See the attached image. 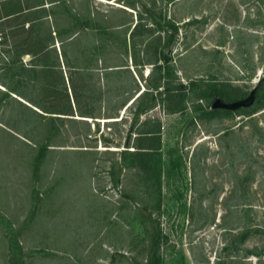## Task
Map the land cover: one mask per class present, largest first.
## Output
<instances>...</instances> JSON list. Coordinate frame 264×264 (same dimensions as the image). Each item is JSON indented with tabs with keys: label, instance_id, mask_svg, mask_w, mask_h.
<instances>
[{
	"label": "rangeland",
	"instance_id": "374dc122",
	"mask_svg": "<svg viewBox=\"0 0 264 264\" xmlns=\"http://www.w3.org/2000/svg\"><path fill=\"white\" fill-rule=\"evenodd\" d=\"M0 67V264H264V0H0Z\"/></svg>",
	"mask_w": 264,
	"mask_h": 264
},
{
	"label": "crops",
	"instance_id": "0c3cea01",
	"mask_svg": "<svg viewBox=\"0 0 264 264\" xmlns=\"http://www.w3.org/2000/svg\"><path fill=\"white\" fill-rule=\"evenodd\" d=\"M64 65H66V64L64 63ZM90 65H93L94 68L92 69V66H87V67L80 66L79 64H73L70 66V68H73L71 70H76L77 72H81V74H84V73H82L83 71L91 72L95 69L94 71L98 72L97 73L98 78H96V82H97L96 85H94L93 89H91V90H93L92 93L93 92L112 93L111 89L109 88V85L108 86L106 85V84H108V78L110 76H119L122 72H125V71L130 74L129 69H130V66L134 65V62H133V60L130 59V61L128 60L127 62L125 61V62H117V63L111 62L110 63V62H107L106 59H103L100 57V58L96 59L95 62H91ZM29 66H30L29 68H33V69H31L33 71L36 70L35 68L39 67V66L34 65V64L29 65ZM88 67H91V68H88ZM2 70H3V68L0 67V85L5 86V83L2 80ZM123 70H125V71H123ZM66 76H67V83L69 84L71 81L68 79V75H66ZM130 76L132 77L134 75L130 74ZM111 88H112V86H111ZM1 89H3V88H1ZM15 91H16L15 89H12L11 93H21L20 91H17V92H15ZM143 92H141V90H138L135 93H139L137 96V97H139L141 95V93H143ZM137 97H135L131 103H133ZM128 101H130V100H128ZM127 103L128 102H125L124 104H122V106H121L122 108L120 111L125 109V107L127 106Z\"/></svg>",
	"mask_w": 264,
	"mask_h": 264
},
{
	"label": "water",
	"instance_id": "95a60500",
	"mask_svg": "<svg viewBox=\"0 0 264 264\" xmlns=\"http://www.w3.org/2000/svg\"><path fill=\"white\" fill-rule=\"evenodd\" d=\"M255 92L256 88L251 92V94L245 98V99H240L236 101H224L220 97H217L216 99L213 100L211 103V108L212 109H237L243 106H249L253 103L255 99Z\"/></svg>",
	"mask_w": 264,
	"mask_h": 264
},
{
	"label": "trees",
	"instance_id": "16d2710c",
	"mask_svg": "<svg viewBox=\"0 0 264 264\" xmlns=\"http://www.w3.org/2000/svg\"><path fill=\"white\" fill-rule=\"evenodd\" d=\"M144 91V89L141 91V92H143ZM210 95H209V98L211 99V98H213V97H215L214 99H216L217 97H224V94H223V92L220 90V89H218V88H211V89H209L208 91H207ZM201 97L203 98V97H205V94H203V95H201ZM213 99V100H214ZM255 101V100H254ZM254 101H253V103H254ZM252 103V104H253ZM243 107H246V106H243ZM127 108V107H126ZM241 108V107H240ZM217 110H220V109H213V110H211V111H217ZM227 110V109H226Z\"/></svg>",
	"mask_w": 264,
	"mask_h": 264
},
{
	"label": "bare ground",
	"instance_id": "6f19581e",
	"mask_svg": "<svg viewBox=\"0 0 264 264\" xmlns=\"http://www.w3.org/2000/svg\"><path fill=\"white\" fill-rule=\"evenodd\" d=\"M104 1V0H103ZM107 1V0H106ZM29 58V57H28ZM1 88H4V86L0 85ZM23 100V99H22ZM125 113V110H122ZM76 116V115H75ZM124 116V115H123ZM78 118H83V119H87V120H92L91 117H86V116H80L77 115ZM120 117V116H119ZM118 117V118H119ZM98 120V119H97ZM100 121H112V120H116L115 118H104V119H99ZM93 121V120H92Z\"/></svg>",
	"mask_w": 264,
	"mask_h": 264
}]
</instances>
